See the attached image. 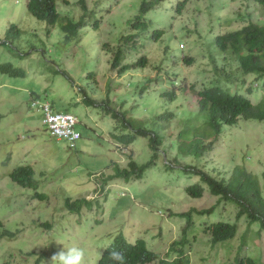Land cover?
<instances>
[{
	"label": "rangeland",
	"instance_id": "374dc122",
	"mask_svg": "<svg viewBox=\"0 0 264 264\" xmlns=\"http://www.w3.org/2000/svg\"><path fill=\"white\" fill-rule=\"evenodd\" d=\"M26 1L0 0V39L12 24L22 32L18 50L0 45V65L12 64L26 73L25 78L0 73V222L4 225L0 228V264H52L48 259L38 263V256L72 247L85 250V264H97V251L103 254L118 236L132 243L145 240L161 259L183 256L188 264H236L251 258L256 264H264L261 224H251L246 216L237 219V205L211 195L199 176L184 169L205 168L212 176L227 179L236 169H244L258 178L264 197V121L243 120L227 129L205 156L181 155L171 139L184 124L179 118L189 117L186 112L195 109V97L188 90L186 100L179 101L178 97L165 102L162 95L174 89L183 95V87H209L215 78L210 57H219L216 38L249 22L264 23L261 6L255 0H164L145 19L148 30L135 33L127 23L138 15L144 0H85L86 10L80 0H57L60 20L48 38L46 23L27 12ZM185 1L178 14L179 4ZM68 21L79 25L74 37L62 30ZM157 30L165 34L154 42L151 36ZM134 33L138 49L126 55V43L123 52L131 63L138 56L146 57L148 63L140 72L130 70L121 76L116 72L113 77L108 62L112 54L103 50V44L111 52L122 37ZM180 44L185 45L184 50ZM184 58L195 61L188 65ZM235 67L233 62V70ZM93 73L97 83L88 80ZM262 81L237 74L223 86L257 104L263 95ZM81 87L93 98L94 106L82 103ZM145 87L139 96L138 89ZM107 97L112 105L116 103L113 108L117 111L121 107L118 111L127 113L128 121L136 122V126L142 121L152 128L158 123L156 117L166 110L178 114L155 159L156 152L146 138L128 146L115 139L123 131L119 121L103 111ZM32 98L38 102L36 107H32ZM47 101L56 111L70 112L82 121L77 127L82 135L78 142L83 144L81 153L70 150L66 141L51 138L42 123L40 107ZM197 127L201 132L200 123ZM162 153H167L170 164L177 160L173 169H167ZM151 160L156 167L150 166L140 179L137 175L115 177V168L120 171L129 169L131 162L143 165ZM20 166L34 170L39 193L48 198L40 200L36 191L10 180L11 172ZM197 184L205 189L201 199L186 192ZM67 197L86 199L91 206L76 214L66 207ZM212 208V213H194L190 226L174 215ZM32 222L35 230L31 234L28 223ZM220 222L237 224V236L213 247L206 230ZM44 223H50L52 229L41 227ZM188 227L189 243L177 244Z\"/></svg>",
	"mask_w": 264,
	"mask_h": 264
},
{
	"label": "trees",
	"instance_id": "16d2710c",
	"mask_svg": "<svg viewBox=\"0 0 264 264\" xmlns=\"http://www.w3.org/2000/svg\"><path fill=\"white\" fill-rule=\"evenodd\" d=\"M27 1L28 12L36 19L45 22L49 27V31H51L50 28L55 27L58 24L60 15L56 9L57 0ZM186 1L179 4L177 10L178 14H181ZM162 2H164V0H144L141 4L138 15L127 23L129 29H133L135 33L148 30V25L145 22V19L150 12L155 11V8ZM256 2L261 6L264 12V0H256ZM80 4L85 9V0H80ZM98 24L99 21L96 20V28ZM78 27V24L68 21L66 25L62 26V29L71 31ZM135 33L121 38L118 44V49L116 50L114 57L111 58H114L112 64L115 69L121 67V72L128 71L130 67L134 69L145 68L148 63L146 57L138 56L132 63L130 62L129 64L122 65L125 58L127 59L126 55L130 54L131 49H138L139 42L134 40ZM20 34L21 31L16 30V27H11L6 34L7 39L5 46L8 44L10 45V48L18 50L19 45L21 44V41L18 40ZM164 34L163 31L157 30L152 34L151 39L154 42H159ZM18 42L19 44H17ZM126 43H128L127 51L122 48V45ZM215 45L219 57H210V63L213 67L215 78L209 87L204 88L203 90H197L195 87H183L181 89L183 95L179 92V94H177L175 89L172 92L162 94L164 99H167L165 102H174L178 97L179 101L182 99L184 101L188 97V90H190L192 95H195V109L186 106L190 109V111L186 112L189 117L181 119L178 114L169 110L158 116V123L154 124L152 128L150 126H144L142 121L141 126H136V122L131 120L128 121L125 114H119L114 108H109V106H107L105 108L106 115H111L113 119L119 121L122 128L121 130L123 131V133L116 135L115 139L119 141L120 144L128 146L134 144L138 138H146L150 148L156 152L153 156L155 159V157H157L158 149L163 146L165 141L164 135L167 132V129L171 128V124L178 116L180 121L184 124L177 137L171 139V141L174 140L173 145L177 147V150L181 155H191L200 158L202 155H205L208 152L207 150L213 145V143L206 144V138L212 137L214 138V141H217L219 135L223 132L224 127L229 126L230 124L235 125L238 117L242 116V118L246 120L264 121V87L262 86L264 81H262V85H260L263 89V95L257 105L253 104L251 100L242 95V93L231 92L228 88L223 86L224 82L226 84L230 81L232 76L237 74H240L242 77L252 75L255 76L258 81L264 80V23L257 24L249 22L238 31L219 36L215 40ZM180 49L184 50L185 45H182ZM123 51H125V56ZM106 52L109 54L110 50ZM220 57L222 58V61L219 60ZM184 59L188 65H191L195 61L193 58ZM222 62L227 63L221 64ZM233 62L236 64L234 70ZM0 70L12 78L26 77L24 70L15 69L12 64L0 66ZM94 77L95 74H90L88 80H91L89 78L93 79ZM141 92H145V88H142ZM249 92H251V89H249ZM90 100L91 98L87 97L85 103L88 104ZM199 122L202 123V132H199V128L195 125ZM165 155L167 156V153H165ZM161 156H164V153H162ZM171 163L172 164H166L167 169L169 170L173 169L174 165H177V160H174ZM156 165L157 163H155L154 160L143 165H140L136 161L129 164L130 171L133 175H137L139 177L138 179L142 177L150 166L156 167ZM184 169L187 173L199 176L201 181L209 188L211 195L219 197L220 200L224 199L237 205V219L246 216L251 224L259 222L261 228L264 230V197L262 196L261 185L258 178L240 168L236 169V172L233 173L229 179L224 178V176L222 178L213 177L211 174L205 172L204 169L190 166H186ZM115 170V177L117 178L130 179L132 177V174L128 172L127 169L119 171V168H115ZM9 177L12 182L20 187L36 191V197L40 200L48 198L45 194L39 193V181L35 180L33 171L30 168L20 166L13 170ZM108 179L110 180L112 177ZM107 181L108 180H105V183ZM186 192L190 197L200 199L204 196L205 189L197 184L186 188ZM81 203L90 207V203L86 200ZM69 207L72 208L73 206ZM77 211L79 212V209ZM213 211L214 208L207 212L195 209L190 213L182 214L181 217L187 218L190 226V223L192 225L193 213L203 214L212 213ZM3 227V223L0 222V228ZM188 229L189 227L184 230V238L180 242V245L182 246L189 243L187 239ZM237 232V224L223 222L214 224L206 230V233L211 236V244L213 247H216L221 242L234 239L237 236ZM2 235H4V233ZM113 250L122 251L124 253L126 264L189 263L188 258H183V256L175 260L168 258L161 259L157 254L147 248L144 241L132 244L124 236H118L114 243L103 252L98 264H116L115 261H111L108 258L109 252ZM236 264H256V262L251 258H246L237 260Z\"/></svg>",
	"mask_w": 264,
	"mask_h": 264
},
{
	"label": "clouds",
	"instance_id": "9594fccd",
	"mask_svg": "<svg viewBox=\"0 0 264 264\" xmlns=\"http://www.w3.org/2000/svg\"><path fill=\"white\" fill-rule=\"evenodd\" d=\"M256 1V0H255ZM27 2L28 1H26V9H27ZM257 3V2H256ZM258 4V3H257ZM27 12H28V10H27ZM29 13V12H28ZM30 14V13H29ZM31 15V14H30ZM32 16V15H31ZM33 17V16H32ZM33 18H35V17H33ZM38 20V19H37ZM38 21H40V20H38ZM43 22V21H42ZM47 25V24H46ZM148 25V24H147ZM16 27V30H18V31H21V30H19L18 29V27H17V25H15V24H12L11 25V27ZM48 26H47V28H46V31H47V34H48V38H50V35L52 34V30H53V28L54 27H52V28H50V30L51 31H49L48 30ZM148 29V28H147ZM240 29H242V28H240ZM240 29H238V30H240ZM63 30V29H62ZM238 30H236V31H238ZM64 32H68L69 34H70V36H76L77 34V28L75 29V31L73 32L72 30L71 31H67V30H63ZM233 31H231V32H228V33H232ZM21 34H22V32H21ZM21 34H20V36H19V38H18V40L19 41H21ZM227 34V33H226ZM225 35V34H224ZM220 36H222V35H220ZM219 37V36H218ZM217 37V38H218ZM216 38V39H217ZM6 39H7V36L5 35L4 36V39L3 40H1L0 39V45H5V43H6ZM17 44H19V42L17 43ZM182 45H184V44H180V47L182 46ZM6 46H9L10 47V45H8V44H6ZM20 46V45H19ZM105 47H107V45L105 46ZM13 49V48H12ZM118 48H116V49H113L109 54H112V57H113V55H114V53L116 52V50H117ZM14 50H16V49H14ZM103 50L106 52L107 50H105L104 49V44H103ZM109 56V55H108ZM124 56H125V54H124ZM142 57V56H141ZM114 59V58H113ZM113 59H111V61H110V59H109V65H110V72H111V74H112V76L114 77V73H116V76H121L122 74H125V73H127V72H129L130 70H138V71H136V72H140V69L141 68H139V69H134V68H131L130 67V69L128 70V71H125V72H121L120 70H121V67H118L117 69H115V67H114V65L112 64V61H113ZM128 59H126V61H127ZM130 62L129 61H127V63L126 62H122V65H125V64H129ZM1 66V65H0ZM143 69V68H142ZM144 70V69H143ZM60 71V70H59ZM0 73H1V75H4V73L0 70ZM64 74L65 75H68L67 74V72H64ZM94 74V73H93ZM6 75V74H5ZM91 80L90 81H93L94 83H97V75L95 74V77L92 79V78H90ZM157 79H159V77H157ZM148 81H149V83L150 82H152V79L150 78V79H148ZM128 86H129V84H128ZM145 89H146V87H145ZM79 91L82 93V95H83V101H82V103L84 104V105H87V106H94L95 105V101L93 100V98H91L90 96H89V94L85 91V90H83V88L81 87V88H79ZM232 92V91H231ZM180 93V92H179ZM138 94H139V96H142L143 94H144V92H141V88H139L138 89ZM181 94V93H180ZM242 95H244V94H242ZM31 96H35V94L34 93H31ZM244 96H246V97H248L247 95H244ZM87 97H90L91 98V100H90V102H88V104H86L85 103V100H86V98ZM194 97H195V95H194ZM108 99L106 100V104L104 105V109H103V111L105 112V108L107 107V106H109V108H113V106H114V104H116V103H114L113 105H112V102H111V100L109 99V97H107ZM248 99H249V97H248ZM92 102V103H91ZM94 102V103H93ZM252 102V101H251ZM253 103V102H252ZM37 104H38V102L36 101V99L35 98H32V107H36L37 106ZM48 105L49 106V108H50V111H51V113L52 114H63V115H65V114H67V115H70V116H72V117H74L75 119H76V123H75V125H74V129H73V131H74V133L75 134H77L78 135V138L77 139H75L74 141H70L68 138H63V137H58V136H55V135H53L52 134V131H51V129L49 128V125L47 124V123H45V120H46V117H47V113H46V110H45V105ZM92 104V105H91ZM104 104V103H103ZM258 104V103H257ZM257 104H255V105H257ZM123 105H125L124 103H123ZM40 107H41V110H42V112H43V120H42V123H43V125L47 128V131L50 133V135H51V138H54V139H56L57 141H66V143H67V146H68V148L70 149V150H76V152H78V153H81L82 152V149H83V146L81 147V145H78V142L82 139V135L77 131V127L79 126V125H81L82 124V121L80 120V118L79 117H77L76 115H74V114H72V113H70V112H67V111H63V112H59V111H56L55 110V108H54V106H53V104L52 103H50V102H44L43 104H41L40 105ZM121 109V107L118 109V110H120ZM116 110V109H115ZM116 111V112H118L119 114H120V111ZM167 111V110H166ZM165 111V112H166ZM165 112H161L160 114H164ZM172 112H174V111H172ZM175 113V112H174ZM105 114H106V112H105ZM122 114H124V113H122ZM108 116H111V115H108ZM125 116H126V118H127V113H125ZM160 116V115H159ZM156 119H157V121H158V116L156 117ZM116 120V119H115ZM243 120H245V121H249V120H246V119H243L242 118V116H240V117H238L237 118V120H236V124L235 125H233V124H230L229 126H225L224 127V130H223V132L221 133V134H223L227 129H230V128H232V127H235V126H237L238 125V123L239 122H242ZM253 121H255V120H253ZM200 123V122H199ZM201 124V132H202V123H200ZM196 125V127H197V124H195ZM233 125V126H232ZM91 130H92V128H91ZM200 132V131H199ZM220 134V135H221ZM219 135V136H220ZM210 139H213L211 142H209V143H214V142H217V141H214V138H212V137H208V138H206V140H205V143H206V141L207 140H210ZM165 142V141H164ZM149 144V143H148ZM121 145H123V144H121ZM161 148V147H160ZM206 155V154H205ZM204 155V156H205ZM164 157H165V162L168 164L169 162L167 161V159H166V155H165V153H164ZM21 167H25V168H30L32 171H33V175H34V178H35V172H34V170L31 168V167H29V166H21ZM78 169V168H77ZM202 169H204L205 170V168H202ZM128 170V172H130L131 174H132V172L130 171V168L129 169H127ZM13 172V171H12ZM11 172V173H12ZM10 176V175H9ZM132 176H133V174H132ZM214 177V176H213ZM10 178V177H9ZM225 178V177H224ZM227 179V178H226ZM11 180V179H10ZM12 181V180H11ZM19 186V185H18ZM207 186V185H206ZM24 189H26V188H24ZM29 189V188H28ZM209 189V188H208ZM205 193V192H204ZM216 197V196H215ZM193 198V197H192ZM203 198V197H202ZM194 199H196V198H194ZM201 199V198H200ZM84 200H86V199H81V200H78V201H73V200H71V198H66V201H65V203H66V207L69 209V210H71L72 212H74V213H76V214H79L81 211H83V207L84 206H87V205H85L84 203H81L82 201H84ZM87 201V200H86ZM87 202H89L90 203V201H87ZM73 206L72 208H70L69 206ZM90 206H91V203H90ZM88 207V206H87ZM79 209V212L77 211ZM207 211V210H206ZM205 211V212H206ZM188 213H190V212H188ZM182 214H187V213H182ZM182 214H174L175 216H179V217H181V215ZM194 214V213H193ZM193 214H192V217H193ZM198 214V213H197ZM182 219H185L186 220V223L188 222L187 221V218H183V217H181ZM35 222V221H34ZM34 222H32L31 224H29L28 223V229H29V232L32 234V232H33V230H35V224H34ZM66 224V223H65ZM67 225V224H66ZM68 226V225H67ZM41 227H44V228H48V229H52V226H51V224L50 223H44V224H42L41 225ZM6 234H8L9 236H11V234L9 233V232H7ZM12 235H16L15 233H13ZM139 241H144L145 242V244H146V246H147V243H146V241L145 240H136L134 243H132V244H135V243H137V242H139ZM130 242V241H129ZM180 242H178L177 244H179ZM53 247V246H52ZM147 248H148V246H147ZM149 249V248H148ZM150 250V249H149ZM58 251V249L57 250H53L52 251V253L51 252H48V254L49 255H46V256H44V257H42V256H38V260H37V262L38 263H40L41 261H43L44 259H48V262L49 263H52V264H85V259H86V252H85V250L83 249V248H79V247H72V248H69V249H67V250H64V249H62V250H60L59 252H57ZM150 251H152V250H150ZM41 252V251H40ZM40 252H39V254H40ZM57 252V253H56ZM153 252V251H152ZM42 253V252H41ZM56 253V254H55ZM155 253V252H154ZM156 254V253H155ZM97 255H98V257L99 258H101L102 257V254L100 253V252H98L97 251ZM111 261H115L116 262V264H126V258H125V256H124V253L122 252V251H116V250H113V251H111V252H109V257H108ZM98 264V263H97Z\"/></svg>",
	"mask_w": 264,
	"mask_h": 264
},
{
	"label": "built area",
	"instance_id": "2783aa9c",
	"mask_svg": "<svg viewBox=\"0 0 264 264\" xmlns=\"http://www.w3.org/2000/svg\"><path fill=\"white\" fill-rule=\"evenodd\" d=\"M44 108L47 113L45 123L49 125L53 135L68 138L70 141H74L78 138V135L73 131L76 123L74 117L67 114H52L47 104Z\"/></svg>",
	"mask_w": 264,
	"mask_h": 264
},
{
	"label": "crops",
	"instance_id": "0c3cea01",
	"mask_svg": "<svg viewBox=\"0 0 264 264\" xmlns=\"http://www.w3.org/2000/svg\"><path fill=\"white\" fill-rule=\"evenodd\" d=\"M83 146V144L81 145V147Z\"/></svg>",
	"mask_w": 264,
	"mask_h": 264
}]
</instances>
